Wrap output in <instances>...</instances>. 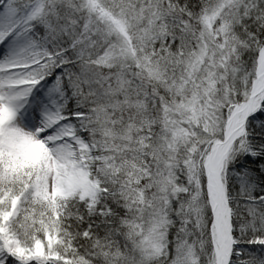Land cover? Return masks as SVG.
<instances>
[{
  "label": "snow or ice",
  "instance_id": "1",
  "mask_svg": "<svg viewBox=\"0 0 264 264\" xmlns=\"http://www.w3.org/2000/svg\"><path fill=\"white\" fill-rule=\"evenodd\" d=\"M0 264H264V0H0Z\"/></svg>",
  "mask_w": 264,
  "mask_h": 264
}]
</instances>
